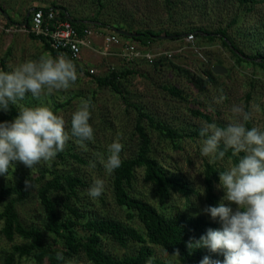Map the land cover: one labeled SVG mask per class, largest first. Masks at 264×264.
<instances>
[{"label":"rangeland","instance_id":"1","mask_svg":"<svg viewBox=\"0 0 264 264\" xmlns=\"http://www.w3.org/2000/svg\"><path fill=\"white\" fill-rule=\"evenodd\" d=\"M27 1L28 8L25 7L27 11H23L24 13H28L29 9L32 8L31 5L36 6L34 4L37 2L42 1L50 4L52 0ZM34 1L37 2L33 3ZM182 1L179 4L178 1L174 2L173 0L174 5H168L164 0H104L108 8L102 9L95 0H66V2L60 0L64 5L71 9L77 8L82 11V14L88 16L100 9L102 15L109 16L112 13V6H110L112 4L118 14L124 12L125 20L132 22L134 27L147 28L156 32L168 30L185 33L191 29L204 28L206 31L215 33L221 27H230L232 20H237V24L229 29V34L235 39L237 47L243 49L248 56L254 55L258 50L263 51L262 54H264V25L262 23L264 4L259 5L253 13L247 14L239 11V6L235 0H187V2L184 0L185 4ZM18 2V0H13V3L18 4ZM95 44L99 51H103L99 40L95 39ZM149 50L173 52V58L169 59V67L155 71L153 66L145 61H135L128 64L119 56H104L90 50L93 53L96 52V56L92 57L90 61L83 58L77 62L78 78L69 89L54 90L51 93L41 95L39 98H33L31 94H28L25 100L16 106L17 109L23 106H47L65 119L66 131L69 133L72 113L76 111L81 101L91 99L89 123L94 129V139L81 144L73 137L67 142L64 151H71L79 155L84 163L81 164L80 161H76L67 155L63 162H60L56 156L51 161H42L32 169L22 163H17L16 166L10 167L8 174L0 175V189L16 183L18 181L16 172L18 171L33 178H39L43 170L50 169L56 163L63 172L70 171L73 174L90 177L92 182L97 178L103 179L105 191L101 196L106 199L107 205L102 206L99 197L91 198L88 195V189L84 193L83 200L93 199L96 201L95 211L106 212L108 215H114L126 221V212L119 210L111 196V174L106 172L101 157L104 160L107 159L109 155L108 146L117 137H121L120 142L124 145L120 154L121 160L128 159L137 153L140 141L135 135V124L138 116L134 109L135 105L142 107L144 112L155 116L158 121H162L179 131L190 133L200 130L204 121L215 122L221 127L226 126L232 119L231 106L234 104L242 105L246 110H250L255 104L260 106V111L254 112L253 119L250 121L251 125L264 130V70L258 67L239 65L234 54L224 47L219 40L208 42L203 38L195 37L193 42H188L186 40L170 41L169 39L153 44ZM118 51L117 48L111 50V52ZM45 54L51 55L41 42L33 41L25 32L16 30L12 33L0 32V63L8 57L6 64L8 71L15 69L27 60H38ZM51 57L53 56L51 55ZM217 62H222L220 66L225 67L227 72L222 76L218 75L221 77L220 80L210 84L205 92L190 84L184 72L180 71L183 69L202 76L211 64ZM79 67L85 69V72L80 71ZM127 68L133 69L136 73L127 75L120 80L123 96L110 88H100L95 79L87 74L94 69V77H102L107 76L112 71H121ZM0 70L3 69L0 67ZM164 85L180 89L187 95L188 99L181 100L172 97L163 90ZM220 96L224 97L223 101L215 103L214 100ZM194 110L208 113L210 121L193 115ZM4 113L7 112L0 111V115ZM145 125L152 141L153 154L158 159L170 163V166L177 172L186 175L194 183L195 190H202L204 181L202 165L205 160L210 161L209 158L202 157L200 154L202 140L184 138L181 144L184 150H174L169 138L163 137L159 132L149 128L147 122ZM90 162H94L96 166L91 167ZM220 164L227 168L232 162L220 161ZM139 173L137 194L158 206L151 188L142 182V172ZM216 192L221 200L224 191L216 188ZM206 204L205 194L201 192L199 196H192L191 204H188L186 199H172L167 212L174 214L183 211L193 216L203 215L214 221L203 212ZM232 207L235 208V205L233 204ZM17 210L27 227H39L45 231L43 208L38 197L37 185L30 186L28 199L19 203ZM214 222L219 224L218 221ZM135 225L139 227L137 221ZM2 227L3 222L0 221V264H2L3 255L10 252L13 246V243L7 241L1 233ZM46 238L52 248L62 247V244L55 242L56 236L48 234ZM15 243H21V240L16 239ZM108 247L116 255H124L131 251L119 249L113 245ZM153 248L159 259L171 264H183L171 254H169L170 256L164 255L163 248L157 246H153ZM73 259L76 260L77 264H89L83 257ZM22 264H31V262L24 261Z\"/></svg>","mask_w":264,"mask_h":264},{"label":"trees","instance_id":"2","mask_svg":"<svg viewBox=\"0 0 264 264\" xmlns=\"http://www.w3.org/2000/svg\"><path fill=\"white\" fill-rule=\"evenodd\" d=\"M164 1L168 5H174L173 0ZM177 1L180 4L181 0H174V2ZM185 1L187 2V0ZM185 1L182 2L185 4ZM235 1L239 6V11L247 14L253 13L259 5L264 4V0ZM95 2L102 9L108 8L104 0H95ZM110 6H112V13L109 16L102 15L101 9L90 16L84 15L81 10L71 9L61 3L60 0H52L44 9L57 8L56 13L62 20H65L66 14H68L75 21H81L74 23L75 28L80 33H83L88 27H92L105 33H112L113 28H117L136 34L137 36L133 38L121 37L126 41L137 43L143 49H150L153 44L165 41L156 39L157 36H172L170 41H185V37L192 33L195 37L203 38L208 42L219 40L224 47L234 54L239 65L258 67L264 70L263 51L258 50L254 55L248 56L243 49L237 47L235 39L229 34V29L237 24V20H232L230 27H221L215 33L206 31L204 28L191 29L185 33L168 30L156 32L147 28L134 27L132 22L125 20L124 12L118 14L115 6L112 4ZM0 9L4 10L1 4ZM31 18L32 15L29 17V26ZM26 19L27 14L24 15V20ZM262 23L264 25V19ZM8 25L10 26L9 23ZM181 35L185 36L181 37ZM29 37L33 41L41 42L53 58L57 57V52L50 47L45 39H39L33 35H29ZM7 58L0 63L3 71H8ZM73 63L77 65L76 61ZM221 63L211 64L202 76L183 69L180 71L184 72L190 84L205 92L210 84L220 80L221 77L213 72V67ZM151 66L155 71L163 70L169 67V59L160 58ZM79 68L80 71L85 72V69ZM135 73L136 71L130 68L112 71L107 76L102 77H94L87 72L89 77L95 79L100 88H110L121 96H123V92L120 89V80ZM162 88L174 98L188 99L187 95L176 87L164 85ZM134 109L138 113L135 135L140 141L137 153L122 160L121 166L111 173L110 178V192L113 201L119 210L126 212L127 220L108 215L106 212H97L94 209L96 201L93 199L83 200L84 193L93 184L90 177L73 174L70 171L63 172L56 163L50 169L43 170L39 178H33L18 171L16 172L18 181L0 189V221L3 222L1 233L7 241L13 243L11 251L3 255L2 264H22L24 261H30L31 264H66V261L76 257H83L89 264H146L149 257L153 258V264H171L159 259L153 246L165 248L171 255L179 250L180 255L177 258L183 264H200L205 256H209L213 260L223 261L224 257L221 254L211 253L204 248L190 252L186 247L187 241L193 238L198 240L206 233L207 229L219 228L217 222L211 221L203 215L193 216L183 211L174 214L168 213L167 208L170 201L175 198L186 199L187 203L191 204L192 196H199L201 192L205 194L207 206H217L220 202L216 192V185L219 184L217 172L226 168L220 164V161L212 163L205 160L202 165L203 189L195 190L194 183L186 175L177 172L170 166V163L158 159L153 154L152 141L145 123L147 122L149 128L159 132L163 137L169 138L173 144V149L179 151L184 150L181 145L184 138L201 139L199 130L190 133L179 131L162 121H158L155 116L144 112V109L138 105H135ZM18 110L15 105L11 106L9 112L0 115V121L13 119ZM54 113L57 112L54 111ZM193 115L210 121V116L205 111L194 110ZM246 127L252 128L250 121ZM66 155L80 161L81 164L84 163L79 155L71 151L60 152L57 157L60 162H63ZM230 157L231 151L226 154L223 161L234 163L236 158L229 159ZM139 172H142L143 184L151 188L158 206L137 194ZM26 181H28L29 186L26 185ZM35 185L38 186V197L43 208L45 231L39 227H27L17 210V205L28 199L30 186ZM99 198L102 206L107 205L103 196ZM136 221L139 227L135 225ZM48 234L56 236L55 242L62 244V247L52 248L46 238ZM16 239H20L21 243H15ZM108 244L131 251L124 255H116L108 247ZM58 252L63 254L64 260L56 259Z\"/></svg>","mask_w":264,"mask_h":264},{"label":"clouds","instance_id":"3","mask_svg":"<svg viewBox=\"0 0 264 264\" xmlns=\"http://www.w3.org/2000/svg\"><path fill=\"white\" fill-rule=\"evenodd\" d=\"M77 78L76 65L65 54L55 58L45 54L11 71L0 70V111L9 112L10 105L18 106L28 94L39 98L54 90H67ZM223 99L220 96L214 102L221 103ZM90 108L91 99L81 101L72 113L70 133L66 131L65 119L43 105L19 107L13 119L0 121V175L8 174L10 167L17 163L32 169L42 161L55 159L73 137L81 144L92 141L94 129L89 123ZM259 111V105L254 104L246 110L234 104L231 106L232 119L226 126L204 121L199 130L202 157L216 163L223 161L231 151L229 159L236 158L225 170L217 172L219 184L216 188L222 189L224 196L217 206L203 209L221 227L209 228L198 240L193 238L186 242L190 252L204 248L223 255L224 259L205 256L200 264H264V130L246 127L254 112ZM120 139L117 137L108 146L106 160L101 157L109 174L122 164L120 154L124 145ZM90 166L96 165L90 162ZM25 183L29 186L28 181ZM104 191V180L97 178L88 189V195L95 199ZM163 254L170 256L165 248ZM179 255L176 250L171 256ZM56 259L64 260L63 254L58 252ZM66 264H76V260H68ZM146 264H153V258L149 257Z\"/></svg>","mask_w":264,"mask_h":264},{"label":"built area","instance_id":"4","mask_svg":"<svg viewBox=\"0 0 264 264\" xmlns=\"http://www.w3.org/2000/svg\"><path fill=\"white\" fill-rule=\"evenodd\" d=\"M58 11V10H57ZM30 26L19 27L8 25V22L0 14V32L12 33L13 31L25 32L28 35H33L37 38L45 39L50 47L57 52V56L65 54L72 61L80 62L83 59L85 50H94L104 56H119L126 63L145 61L149 65L155 64L160 58L171 59L173 52H153L149 49H143L135 42L126 41L121 35L112 32L104 33L97 31L92 27H88L83 33H80L74 26L67 15L65 20H62L56 13L55 9L45 10L44 7L32 9ZM101 35L102 50L97 49L95 39ZM186 41L193 42L194 34H189L185 37ZM119 49L118 52H111L112 49ZM96 49V50H95ZM95 74L92 69L89 72Z\"/></svg>","mask_w":264,"mask_h":264},{"label":"crops","instance_id":"5","mask_svg":"<svg viewBox=\"0 0 264 264\" xmlns=\"http://www.w3.org/2000/svg\"><path fill=\"white\" fill-rule=\"evenodd\" d=\"M18 4L17 3H13V0H0V4L2 5V7L4 8V11H6L8 13V15L11 17L13 24H19V23H23L24 20V15L27 13H24L23 11H27V9L25 7L28 8V1L27 0H18ZM37 1H34L33 3H35ZM34 5L36 6H32L31 9L32 10L34 8L37 7H43V6H48L49 4H46L42 1L35 3ZM2 15V13H0ZM3 16V15H2ZM24 20V21H23ZM97 40H99V42L102 44V38L101 35L97 37ZM102 48V47H101ZM96 56V52L93 53V51L90 50H86L84 51L83 54V58L86 61H90V59H92V57Z\"/></svg>","mask_w":264,"mask_h":264},{"label":"water","instance_id":"6","mask_svg":"<svg viewBox=\"0 0 264 264\" xmlns=\"http://www.w3.org/2000/svg\"><path fill=\"white\" fill-rule=\"evenodd\" d=\"M55 10H58L57 8H53ZM32 10L29 11L28 13V16L30 17V13H31ZM0 13H2L3 17L12 25L13 24V21L11 19V17L8 15V13L2 9H0ZM29 17H27V19L23 22V23H19V24H14L16 26H19V27H27L28 24H29ZM70 20L74 23H79L81 21H75L73 18L69 17ZM113 32L121 35V36H124V37H128V38H133V37H136L137 35L136 34H132V33H128V32H125V31H122V30H119L117 28H113ZM185 35H181V37H184ZM156 39H163V40H169V39H172V36H157ZM213 72L216 74V75H224L226 72H227V69L223 66H220V65H215L213 67Z\"/></svg>","mask_w":264,"mask_h":264},{"label":"flooded vegetation","instance_id":"7","mask_svg":"<svg viewBox=\"0 0 264 264\" xmlns=\"http://www.w3.org/2000/svg\"><path fill=\"white\" fill-rule=\"evenodd\" d=\"M28 13H29V12H28ZM28 13H27V17H29V16H28Z\"/></svg>","mask_w":264,"mask_h":264}]
</instances>
